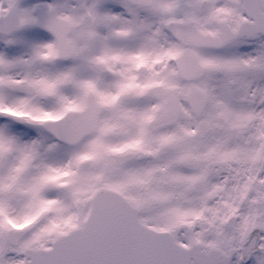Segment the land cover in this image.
I'll return each mask as SVG.
<instances>
[{
    "label": "snow or ice",
    "instance_id": "6c2138e0",
    "mask_svg": "<svg viewBox=\"0 0 264 264\" xmlns=\"http://www.w3.org/2000/svg\"><path fill=\"white\" fill-rule=\"evenodd\" d=\"M0 264H264V0H0Z\"/></svg>",
    "mask_w": 264,
    "mask_h": 264
}]
</instances>
